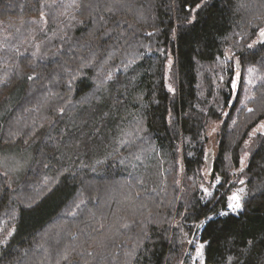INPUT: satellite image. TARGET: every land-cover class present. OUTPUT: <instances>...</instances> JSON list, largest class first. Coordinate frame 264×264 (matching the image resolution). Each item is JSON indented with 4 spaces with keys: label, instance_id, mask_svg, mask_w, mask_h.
I'll return each instance as SVG.
<instances>
[{
    "label": "trees",
    "instance_id": "16d2710c",
    "mask_svg": "<svg viewBox=\"0 0 264 264\" xmlns=\"http://www.w3.org/2000/svg\"><path fill=\"white\" fill-rule=\"evenodd\" d=\"M78 2L0 0V264H264V0Z\"/></svg>",
    "mask_w": 264,
    "mask_h": 264
},
{
    "label": "rangeland",
    "instance_id": "374dc122",
    "mask_svg": "<svg viewBox=\"0 0 264 264\" xmlns=\"http://www.w3.org/2000/svg\"><path fill=\"white\" fill-rule=\"evenodd\" d=\"M32 23L29 24L32 30L41 28L43 29L45 25L47 24L45 18L39 19H34L31 21ZM11 25L2 20L0 21V77L2 75L1 69L2 67H5L7 62L9 63L12 59L11 53L12 50H24L29 48L31 38L29 39L27 36L23 37L22 40L19 41H14L12 46L9 44L10 41L13 40V31L11 29ZM260 32H264V26L261 29ZM8 55L10 57L8 58ZM232 66L233 68H238L242 64L241 61H232ZM216 68V67H215ZM221 69V67H220ZM252 69V70H251ZM251 71L250 74L246 76L247 81H250L251 79L254 80V73L257 74L259 73L256 68H250ZM236 81V80H235ZM252 81V80H251ZM9 99L12 101L13 99L11 96H9ZM8 101L3 103L0 107V116L1 114L6 110L8 104L11 101ZM262 126H260V129H262ZM215 153V149H214ZM210 156L209 153H207V156ZM248 161V152L245 153L242 156L241 164L245 166ZM28 155H26L23 152H18L16 150H10L8 148L5 149H0V170H2L4 173H6L9 177V182L11 184H15V182L19 179V177L22 176L27 164H28ZM204 179L201 180L200 182V189L202 191V194L204 197H207L215 188L217 183L219 182V178L216 177L215 179L212 180L211 186L207 185V181L210 179V172H204ZM245 194V188L242 186L241 188L236 189L230 196V201H229V206L228 209L224 212H239L242 209V206L233 210V205L237 203L236 197H239V203L241 204L242 198ZM203 223L199 225V229L202 227ZM191 246L188 248L186 252V257L185 260L182 264H207L205 262V257H204V243L199 240L198 234L193 235L191 238ZM203 246V247H201Z\"/></svg>",
    "mask_w": 264,
    "mask_h": 264
},
{
    "label": "snow or ice",
    "instance_id": "6c2138e0",
    "mask_svg": "<svg viewBox=\"0 0 264 264\" xmlns=\"http://www.w3.org/2000/svg\"><path fill=\"white\" fill-rule=\"evenodd\" d=\"M110 2H111V7H108L106 10L107 11H112L113 10V8H115V7H123V6H126V4L129 2V0H110ZM74 3H76L77 4V6H79V2H78V0H74ZM101 19H103V17H101ZM262 35H264V33H262ZM239 197H236V200H237V203L235 204V205H233V210H235V209H237V208H239V207H241L242 205L239 203ZM127 225H125V227H126ZM201 247H203V246H201Z\"/></svg>",
    "mask_w": 264,
    "mask_h": 264
},
{
    "label": "water",
    "instance_id": "95a60500",
    "mask_svg": "<svg viewBox=\"0 0 264 264\" xmlns=\"http://www.w3.org/2000/svg\"><path fill=\"white\" fill-rule=\"evenodd\" d=\"M208 157H209V155H208Z\"/></svg>",
    "mask_w": 264,
    "mask_h": 264
}]
</instances>
